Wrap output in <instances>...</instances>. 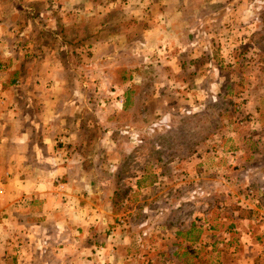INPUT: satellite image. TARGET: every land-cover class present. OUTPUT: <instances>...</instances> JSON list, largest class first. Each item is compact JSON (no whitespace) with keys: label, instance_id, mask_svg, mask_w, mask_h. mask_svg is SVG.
<instances>
[{"label":"rangeland","instance_id":"rangeland-1","mask_svg":"<svg viewBox=\"0 0 264 264\" xmlns=\"http://www.w3.org/2000/svg\"><path fill=\"white\" fill-rule=\"evenodd\" d=\"M0 264H264V0H0Z\"/></svg>","mask_w":264,"mask_h":264}]
</instances>
